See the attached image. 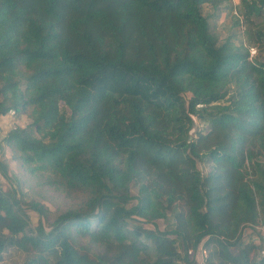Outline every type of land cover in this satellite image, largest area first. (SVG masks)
<instances>
[{"label":"trees","instance_id":"obj_1","mask_svg":"<svg viewBox=\"0 0 264 264\" xmlns=\"http://www.w3.org/2000/svg\"><path fill=\"white\" fill-rule=\"evenodd\" d=\"M241 6L246 42L213 29L229 0H0V116L31 118L4 141L79 195L50 221L0 187V262L264 264V0Z\"/></svg>","mask_w":264,"mask_h":264},{"label":"rangeland","instance_id":"obj_2","mask_svg":"<svg viewBox=\"0 0 264 264\" xmlns=\"http://www.w3.org/2000/svg\"><path fill=\"white\" fill-rule=\"evenodd\" d=\"M229 3L235 8L225 9L222 7L218 11V16L212 19L213 29L216 34L221 37L225 36L228 32H233L240 40L246 42L244 34V25H235V19L240 18V11H242L241 0H229ZM210 6L203 5V12L208 13ZM220 104L215 103L213 107H219ZM31 122V118L26 113H8L7 116L0 117V187L4 190L17 187L22 196L26 200H39L49 207L50 221L53 217L63 210H65L72 202H74L79 195L75 192H68L62 187L59 188L55 185H50L48 177L50 173H30L20 161L14 159L12 147L4 141V137L8 131L16 126H25ZM51 179V178H50ZM136 192V188H134ZM31 217V225H36L39 219V213L34 210H28ZM157 225L164 229L167 221L160 219ZM6 232V231H5ZM246 234L250 233L251 236L259 235L256 229L246 227L244 229ZM26 253L23 251H16L10 249L4 254L0 264H24Z\"/></svg>","mask_w":264,"mask_h":264},{"label":"built area","instance_id":"obj_3","mask_svg":"<svg viewBox=\"0 0 264 264\" xmlns=\"http://www.w3.org/2000/svg\"><path fill=\"white\" fill-rule=\"evenodd\" d=\"M256 49L251 47V55H254ZM259 229V235L255 237V240L261 244L260 255L264 257V224L257 227ZM189 260H179L177 264H206L209 259V249L201 243L197 250L189 249L187 251Z\"/></svg>","mask_w":264,"mask_h":264},{"label":"crops","instance_id":"obj_4","mask_svg":"<svg viewBox=\"0 0 264 264\" xmlns=\"http://www.w3.org/2000/svg\"><path fill=\"white\" fill-rule=\"evenodd\" d=\"M8 115V114H7ZM7 115H5V116H7ZM0 117H2V116H0Z\"/></svg>","mask_w":264,"mask_h":264}]
</instances>
